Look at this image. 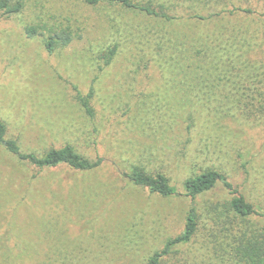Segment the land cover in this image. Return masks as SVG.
Returning a JSON list of instances; mask_svg holds the SVG:
<instances>
[{"label":"rangeland","instance_id":"374dc122","mask_svg":"<svg viewBox=\"0 0 264 264\" xmlns=\"http://www.w3.org/2000/svg\"><path fill=\"white\" fill-rule=\"evenodd\" d=\"M13 1L20 12L0 11L7 137L27 153L72 144L103 162L39 168L0 143V264H147L192 206L195 237L162 264H247L238 249L257 244L261 219L236 214L221 186L195 199L184 186L216 169L264 210V0H136L172 20L108 2ZM59 29L75 39L50 53ZM92 88L94 117L76 99ZM131 166L164 172L181 194L131 184Z\"/></svg>","mask_w":264,"mask_h":264},{"label":"trees","instance_id":"16d2710c","mask_svg":"<svg viewBox=\"0 0 264 264\" xmlns=\"http://www.w3.org/2000/svg\"><path fill=\"white\" fill-rule=\"evenodd\" d=\"M91 5L100 3H111L132 8L145 13L148 16L164 18L172 20L175 17L163 6H156L152 2H139L136 0H86ZM23 3L21 1L14 2L13 0H0V11L8 14H15L21 11ZM26 33L29 37H34L39 33L38 27L29 25L26 27ZM75 39L71 30L59 29L54 30L45 39V46L48 52L53 53L58 48L70 45ZM120 45H114L103 50L99 58L104 65H110L119 52ZM104 67V66H103ZM102 68V66H101ZM95 91L92 88L88 93L83 94L77 90L76 99L84 108L85 112L90 117H94L96 110L93 105ZM7 125L0 120V143L12 154L19 157L39 168H53L60 165H68L75 170L88 171L101 166L103 158L99 157L91 159L81 154L72 144H67L61 148H51L43 156L33 152H24L16 139L7 137ZM123 176L135 186L148 188L151 192L158 193L162 196L180 195L181 192L171 184L169 177L162 171L149 172L140 166H131L128 170L122 172ZM223 187L234 196L231 199V209L240 217L244 218H260L258 242L257 244L242 245L238 249V257L245 260V263L264 264V210L255 206L247 200L244 194L234 187L231 181L225 174L216 169H207L193 177H190L185 182V195L192 199L213 190L215 187ZM199 216L197 208L192 206L187 215L185 229L176 237L168 239L164 247L153 253L147 261V264H162L167 256L172 254L177 248L189 244L195 237L199 227ZM255 253V256L253 255Z\"/></svg>","mask_w":264,"mask_h":264}]
</instances>
